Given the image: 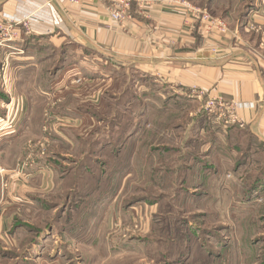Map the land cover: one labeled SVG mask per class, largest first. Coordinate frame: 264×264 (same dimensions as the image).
Segmentation results:
<instances>
[{
	"label": "rangeland",
	"instance_id": "obj_1",
	"mask_svg": "<svg viewBox=\"0 0 264 264\" xmlns=\"http://www.w3.org/2000/svg\"><path fill=\"white\" fill-rule=\"evenodd\" d=\"M184 1L170 4L226 28L221 38L193 21L201 47L210 36L264 56V0ZM0 20L19 34L9 41L0 31V264H264V180L250 190L264 148L238 162V126L206 108L222 97L193 87L187 99L71 41H31L27 18L12 9ZM39 170L50 174L46 188ZM76 174L82 182L71 190ZM97 177L101 190H92ZM16 181L32 190H9ZM68 191L77 194L65 207Z\"/></svg>",
	"mask_w": 264,
	"mask_h": 264
},
{
	"label": "crops",
	"instance_id": "obj_2",
	"mask_svg": "<svg viewBox=\"0 0 264 264\" xmlns=\"http://www.w3.org/2000/svg\"><path fill=\"white\" fill-rule=\"evenodd\" d=\"M170 2L134 0L123 29L111 20L109 5L102 0H79L76 3L0 0V11L12 9L16 20L27 18L31 41L46 40L55 48L71 41L94 54L105 56L108 59L105 66L113 68L115 64L119 70L135 69L162 82V86L180 91L187 99H193L190 90L195 87L206 92L208 99L220 96L246 104V108L236 110L244 123L241 130L248 131L264 145V56L256 46L246 44L240 48L226 42L218 44L210 36L208 45L203 42L204 47H201L197 34L200 31L196 30L190 13L180 4ZM32 43H28L27 48H31ZM30 59L27 61L31 64L36 60ZM36 62L45 63L47 59L40 57ZM76 67L70 68L72 73ZM38 173L42 174L44 188L48 187L50 174L43 170ZM36 175L25 173L23 177L36 179ZM30 187L16 181L15 184L11 182L8 189L32 190Z\"/></svg>",
	"mask_w": 264,
	"mask_h": 264
},
{
	"label": "built area",
	"instance_id": "obj_3",
	"mask_svg": "<svg viewBox=\"0 0 264 264\" xmlns=\"http://www.w3.org/2000/svg\"><path fill=\"white\" fill-rule=\"evenodd\" d=\"M70 3H76L79 0H65ZM103 2L107 3L109 5L108 12L111 20L118 24V27L123 29L124 23L128 20V14H129V9L131 6V3L134 0H102ZM181 5L182 3L185 4V1H180L179 2ZM187 9L189 10V13L192 17V20L194 22H199V24L202 25L205 24L206 32L212 33L216 31L218 34H221L222 36L226 34V28L224 24L221 22L217 21L216 19H213L205 13V11H200L199 9H195L193 7H190L188 4H186ZM204 26V25H203ZM199 30H201L199 26ZM0 31H7L9 34V41L12 39H16L19 34L17 33L16 29H13V26L11 23L8 21H2L0 20ZM207 34V33H206ZM5 42L0 43V47H4ZM15 52H18V50H14ZM5 63H3V66ZM194 95H196V91H192ZM198 95V94H197ZM222 98H216V99H211V101L208 103V106L206 108L208 109V113H215V112H221L222 115L219 116L221 118L222 116L224 117L225 114H227L226 120H222L224 125L228 126H238V128L242 129L244 127V123L238 118L237 114H233V112L238 109H244L246 108V104H240V103H233V104H227L221 102ZM227 107V108H226ZM231 114V116H228V114ZM229 114V115H230ZM218 118V119H219ZM10 129V128H9ZM6 171L0 166V177H1V182L5 183L6 180L4 176L7 174L5 173ZM4 173V175H3Z\"/></svg>",
	"mask_w": 264,
	"mask_h": 264
},
{
	"label": "trees",
	"instance_id": "obj_4",
	"mask_svg": "<svg viewBox=\"0 0 264 264\" xmlns=\"http://www.w3.org/2000/svg\"><path fill=\"white\" fill-rule=\"evenodd\" d=\"M27 45H29V44L26 42L23 47L26 48ZM131 126H132V124H129V123H126L124 125L123 130H124L125 134L128 133L129 128ZM230 132H232V134L233 133H236V136L235 137L237 139V143L235 145H238V146H235V147H237L238 152H240L241 150L244 152V155L238 160L239 163H242L243 161H245L250 154L255 153V151L253 150V146L259 145V146H261V147L264 148V145L261 144V143H259V142H257V140L255 139V137L252 134H250L248 131H246V130H241V129H238V128L233 127L230 130ZM244 138L245 139L246 138L248 139L247 142H246V144H245ZM241 139L244 140V144H242V142L240 143ZM228 140H229V138L226 139V142L229 145ZM125 141L127 143V139ZM108 142H109L108 144L111 143L110 141H108ZM243 146L245 147V150H243L244 149ZM239 147H243V148H239ZM90 161H92V160L90 159ZM93 163L95 165L97 164V162H95V161H93ZM110 167H111V175H113V172H114V174H119V176L122 175V173H123L122 171L123 170H119V173H116V171H117V164L116 163H113V164L111 163L110 164ZM95 170L96 171H99L100 168H95ZM75 171L78 172L77 169H75ZM125 174L126 173L124 172V175ZM109 176H110V172H109ZM123 177L124 176H121V178H123ZM262 179L264 180V165L261 166V169L258 170V173L256 174V177L253 178L252 187L250 188V190H255L258 187V184H260V182L262 181ZM81 182H82V177L81 176H77V174H76L75 178L72 180V189L71 190H78V186H79L78 183L80 184ZM83 183L84 184H88V182H84V181H83ZM102 184H103L102 177H99V178L97 177L95 179V183L92 184V190H101ZM105 184L107 185V182H105ZM107 189H108V187L105 190H107ZM114 190H118V189L115 187ZM69 192L70 191L67 192L68 194H67V199H66V202H65V204H66L65 207H67V205L69 204V199L73 198L75 200V196L77 194L75 191H72L71 193H69ZM134 202H136V200H133V202H131L130 204L132 205V203H134Z\"/></svg>",
	"mask_w": 264,
	"mask_h": 264
}]
</instances>
